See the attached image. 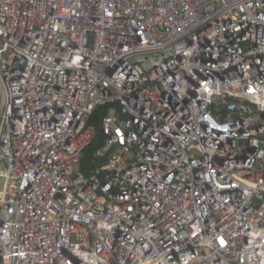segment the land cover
<instances>
[{"label":"built area","instance_id":"1","mask_svg":"<svg viewBox=\"0 0 264 264\" xmlns=\"http://www.w3.org/2000/svg\"><path fill=\"white\" fill-rule=\"evenodd\" d=\"M0 185V264H264V0H0Z\"/></svg>","mask_w":264,"mask_h":264},{"label":"trees","instance_id":"2","mask_svg":"<svg viewBox=\"0 0 264 264\" xmlns=\"http://www.w3.org/2000/svg\"><path fill=\"white\" fill-rule=\"evenodd\" d=\"M106 114H107V107L99 108L94 112L89 122V125L96 128L97 134H96L95 139L93 140V142L91 143V145L86 151V158H85V161L83 162V166L85 168L93 169L99 163L98 161L94 160L93 153L96 150V148H98L100 144L102 143L101 141L102 137H101L99 128H100L102 119L106 116Z\"/></svg>","mask_w":264,"mask_h":264},{"label":"rangeland","instance_id":"3","mask_svg":"<svg viewBox=\"0 0 264 264\" xmlns=\"http://www.w3.org/2000/svg\"><path fill=\"white\" fill-rule=\"evenodd\" d=\"M2 186L0 185V190H1Z\"/></svg>","mask_w":264,"mask_h":264}]
</instances>
